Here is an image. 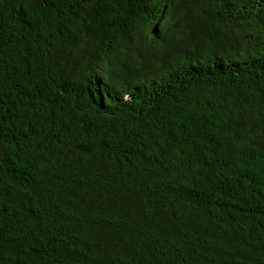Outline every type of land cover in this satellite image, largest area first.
<instances>
[{"label": "trees", "instance_id": "trees-1", "mask_svg": "<svg viewBox=\"0 0 264 264\" xmlns=\"http://www.w3.org/2000/svg\"><path fill=\"white\" fill-rule=\"evenodd\" d=\"M0 264H264V0H0Z\"/></svg>", "mask_w": 264, "mask_h": 264}]
</instances>
